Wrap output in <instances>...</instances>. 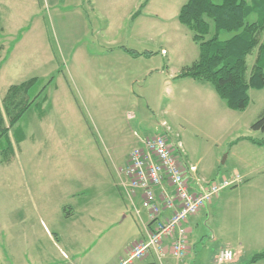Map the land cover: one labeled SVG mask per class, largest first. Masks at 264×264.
Here are the masks:
<instances>
[{
  "label": "rangeland",
  "instance_id": "1",
  "mask_svg": "<svg viewBox=\"0 0 264 264\" xmlns=\"http://www.w3.org/2000/svg\"><path fill=\"white\" fill-rule=\"evenodd\" d=\"M17 1L16 9L0 5V99L32 78L52 81L38 99L47 97L42 110L32 105L17 125L25 141L15 146V158L0 166V264H54L62 251L71 260L80 254L75 264H118L145 233L135 211L138 235L118 223L119 199L127 198L115 169L137 136L156 133L180 145L178 163L184 171L195 166L205 183L241 178L187 222L185 263L217 264L219 250L228 248L234 258L227 264H264L253 261L264 252V148L248 141L264 140V132L251 129L264 114V88L250 90L239 112L211 86L176 78L199 52L177 19L187 0H151L144 16L133 19L145 0H98L96 9L83 8L82 19L68 7L32 12ZM35 15L45 27L34 18L27 29ZM230 37L219 34L222 41ZM124 49L150 60L122 59ZM253 61L254 55L247 59L249 69ZM74 198L87 202L86 210L70 218ZM52 218L62 230L53 242L43 231ZM150 253L144 264H158ZM166 257L163 264H176Z\"/></svg>",
  "mask_w": 264,
  "mask_h": 264
},
{
  "label": "trees",
  "instance_id": "2",
  "mask_svg": "<svg viewBox=\"0 0 264 264\" xmlns=\"http://www.w3.org/2000/svg\"><path fill=\"white\" fill-rule=\"evenodd\" d=\"M147 2L141 4L134 17L141 14ZM251 15L256 19L249 23ZM177 19L192 33L199 52L197 59L176 78L209 85L229 110L244 111L249 103V91L264 88V0H187ZM210 23L214 27L212 35ZM222 31L231 37L220 40ZM2 51L0 46V56ZM124 51L134 58L147 56L133 50ZM252 55L254 61L249 69L247 59ZM51 81L43 85L42 80L32 78L10 86L0 99V166L10 164L15 158V146L24 140L22 135H17V125L32 105L42 110L47 97L38 99ZM251 129L264 132V114ZM248 141L264 148V140L248 138ZM260 260H264V252L253 258V261Z\"/></svg>",
  "mask_w": 264,
  "mask_h": 264
},
{
  "label": "built area",
  "instance_id": "3",
  "mask_svg": "<svg viewBox=\"0 0 264 264\" xmlns=\"http://www.w3.org/2000/svg\"><path fill=\"white\" fill-rule=\"evenodd\" d=\"M166 134L137 138L138 145L129 152L126 164L117 174L135 214L139 215V211L134 198L139 196L149 220L145 239L134 244L131 258L146 261L152 250L158 264H163L162 260L168 255L176 264H187L188 220L206 207L220 190L241 182V178L236 175L231 180L223 178L219 183L192 186L186 177L187 172L176 158L180 145L172 146ZM189 170L194 172L196 169L190 167ZM233 258L230 249L222 248L216 256V263L227 264Z\"/></svg>",
  "mask_w": 264,
  "mask_h": 264
},
{
  "label": "crops",
  "instance_id": "4",
  "mask_svg": "<svg viewBox=\"0 0 264 264\" xmlns=\"http://www.w3.org/2000/svg\"><path fill=\"white\" fill-rule=\"evenodd\" d=\"M98 0H21V3H22V6H26L27 8H25V10L26 11H32V12H41V11H44V10H51V11H54V12H61L62 10H64V8H66V7H68L69 9H72V10H74V11H76L78 14H77V17H78V19H82L83 18V16H82V11L84 12V7H85V9L86 10H91L92 11V9L93 8H95L96 9V4H95V2H97ZM151 0H148V2H147V5L145 6V8L142 10V12H141V14L140 15H138V17H142V16H144L143 15V12L145 11V9H146V7L148 6V4H149V2H150ZM4 2H6L7 3V5H10V7L12 8V9H16V8H13L17 3H18V1L17 0H0V5L1 4H4ZM91 6L93 7L92 9H91ZM139 6H140V4H137V6L135 7V9H138L139 8ZM6 7V6H5ZM138 11V10H137ZM135 15V14H134ZM134 15L131 17L132 19L134 18ZM39 17L40 16H38V15H35V16H31V19H29V20H26L25 22H30V26H28L27 25V29H29V27H34V26H32V24L34 23L33 22V19L34 18H36L35 19V21H36V23H34V25L36 26H38V27H45V25H44V20L42 19V20H39ZM135 17H137V16H135ZM18 26H19V24L18 25H13V27L14 28H17L18 29ZM21 41V40H20ZM264 41V40H263ZM262 41V42H263ZM133 51H135V50H133ZM137 52V51H136ZM162 53H164V50H162ZM122 59H128L130 62L131 61H135V60H137V59H139V58H144V57H138V58H134V57H132V56H130V55H127L126 57L125 56H122L121 57ZM144 59H146V60H150V57H145ZM148 72H150V70H148ZM137 138H138V136L136 137V140H135V144H136V142H138V140H137ZM25 140H23V142H24ZM129 154V153H128ZM128 154L126 155V157H125V161H124V164H123V166L126 164V161H127V157H128ZM121 167V166H120ZM190 167H195V166H192V165H190V166H186V171L185 172H187V174H186V177L188 178V180L190 181V183L192 184V186H194V187H199V185L201 186L202 184H204L205 183V181L204 180H202V179H199L198 178V176H197V170H195L194 172H191L190 170H189V168ZM195 169H196V167H195ZM115 171L117 172V169H115ZM236 175H238V174H236ZM239 176V175H238ZM243 178V177H242ZM118 180H119V177H118ZM120 185V184H119ZM125 193V192H124ZM126 195V194H125ZM73 197H75L76 195H72ZM122 196V195H121ZM121 198V197H120ZM123 198V197H122ZM121 198V199H122ZM126 198H127V201H125L124 202V200L123 201H120V199H119V202L121 203V205H120V207H119V212H118V223L119 224H121V226H124L125 224H127V225H125V226H131L130 228H123L124 229V231H126V230H129V233H131L132 235H138V233H137V230L136 229H134V227H133V221H132V218L134 219V213H132V212H130V211H134L133 210V206H132V203H131V201L128 199V197L126 196ZM74 200H75V203H74V206L73 207H70V218H72V217H74L73 215H75V213L77 212V213H80L82 210L83 211H85L86 209H84L85 207L84 206H82L83 204H86V203H84V202H81L79 199H76V198H74ZM134 201H136V203L134 202V205L135 204H139L140 206H141V199H140V197L139 196H137L136 198H134ZM128 203V205H127V203ZM129 206H131V208L132 209H130V207ZM136 207V206H135ZM138 207V206H137ZM142 208V207H141ZM137 209V208H136ZM144 210V209H143ZM139 211V215H137V217H138V219H139V223L141 224V226H142V228H143V231H144V233H145V236H146V231L148 230V228H149V220H148V217H147V213H146V211L144 210L143 212H142V210H138ZM129 214H131L132 216H131V219H130V215ZM136 215V214H135ZM77 216V215H76ZM134 216V217H133ZM135 220V219H134ZM189 221V220H188ZM44 225V229H43V231H44V233L48 236V238H49V240L51 241V242H53L54 240H56L57 238L58 239H62V230H61V228L58 226V225H56V223H55V221L53 220V218H52V221H51V224H50V227H48V226H46L45 224H43ZM3 227V222H2V220L0 219V233L2 232V228ZM148 227V228H147ZM186 229L188 230V228H187V226H186ZM52 235L54 236V237H56V239L54 238V237H52ZM64 236V235H63ZM144 236V237H145ZM134 237H138V236H134ZM143 237V238H144ZM143 238L142 239H139L138 241L137 240H135L133 243L135 244V243H137V242H139V241H141V240H143ZM189 241V240H188ZM189 243V242H188ZM127 249V248H126ZM124 250L123 251V255H122V257H120V260H119V263L118 264H144V262L145 261H139V263H137L136 261H134L135 259H132L131 258V256H132V251H130L129 252V250ZM88 252H90V250H87V252H85V253H88ZM84 253V254H85ZM61 255V254H60ZM73 255H75V254H72V257H73ZM61 257H62V261H58V262H56V263H54V264H75V261L76 262H80L81 261V258H79V257H81V255L79 254V255H75L74 256V259L73 260H71V257L67 254V253H65L64 251H62V255H61ZM188 257V256H187ZM69 261H71V262H69Z\"/></svg>",
  "mask_w": 264,
  "mask_h": 264
}]
</instances>
